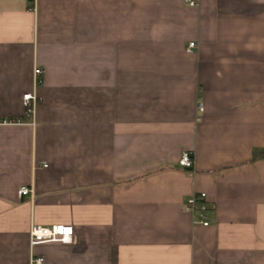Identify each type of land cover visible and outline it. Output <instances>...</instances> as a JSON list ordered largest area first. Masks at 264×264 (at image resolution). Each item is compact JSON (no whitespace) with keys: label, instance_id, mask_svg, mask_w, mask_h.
<instances>
[{"label":"crops","instance_id":"obj_1","mask_svg":"<svg viewBox=\"0 0 264 264\" xmlns=\"http://www.w3.org/2000/svg\"><path fill=\"white\" fill-rule=\"evenodd\" d=\"M261 152L264 0H0V264H264Z\"/></svg>","mask_w":264,"mask_h":264},{"label":"built area","instance_id":"obj_2","mask_svg":"<svg viewBox=\"0 0 264 264\" xmlns=\"http://www.w3.org/2000/svg\"><path fill=\"white\" fill-rule=\"evenodd\" d=\"M23 1H35V0H23ZM190 4H194L193 1H189ZM195 46L194 42H189L187 46V51L191 52L192 48ZM43 70L36 66L33 70V90L27 92L23 95L22 103L25 109V114L30 117L29 124H34V117L36 113V108L39 103V97L36 94V88L40 86L43 82L42 78ZM201 110V105H199ZM15 122L23 123L22 120L16 119ZM179 166L182 168H192L193 167V157L191 152L185 151L181 154L178 160ZM31 193V189L26 186H21L17 190L19 196L27 195ZM184 208L188 210L195 222L207 226L208 222V206L207 198L205 192H194L191 194L184 203ZM73 229L69 224L56 223L50 226H44L39 224H32L29 229V244L32 248L33 246L41 243L47 242H61L69 243L72 241ZM44 258L42 256L36 257L31 255L29 264H42Z\"/></svg>","mask_w":264,"mask_h":264},{"label":"trees","instance_id":"obj_3","mask_svg":"<svg viewBox=\"0 0 264 264\" xmlns=\"http://www.w3.org/2000/svg\"><path fill=\"white\" fill-rule=\"evenodd\" d=\"M262 155H264V152H261Z\"/></svg>","mask_w":264,"mask_h":264}]
</instances>
